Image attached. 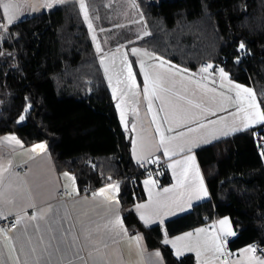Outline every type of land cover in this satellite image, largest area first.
<instances>
[{
    "label": "trees",
    "instance_id": "obj_1",
    "mask_svg": "<svg viewBox=\"0 0 264 264\" xmlns=\"http://www.w3.org/2000/svg\"><path fill=\"white\" fill-rule=\"evenodd\" d=\"M84 2L91 29L79 0L7 24L0 36V135L15 134L27 146L44 141L58 173H70L79 190L117 182L123 221L145 248L159 251L165 264H193L191 254L173 255L160 225L145 227L131 209L145 199V175L131 158L111 89L128 82L125 59L135 72L130 46L189 71L225 55L224 71L250 86L264 111V0H133L138 13L130 23L99 0ZM109 49L119 51L99 57ZM196 157L210 197L167 220V235L227 217L235 233L229 249L264 246V125L203 147ZM169 181L164 172L158 183Z\"/></svg>",
    "mask_w": 264,
    "mask_h": 264
},
{
    "label": "crops",
    "instance_id": "obj_2",
    "mask_svg": "<svg viewBox=\"0 0 264 264\" xmlns=\"http://www.w3.org/2000/svg\"><path fill=\"white\" fill-rule=\"evenodd\" d=\"M14 3L18 5L15 0ZM28 3L27 16L44 11L37 0H28ZM1 12L3 22L7 24L3 8ZM22 15L18 7L14 22L22 19ZM142 53V57H132L136 68L135 72L132 69L135 86L129 87V82H126L113 87L111 93L119 124L130 142L132 160L136 164L157 161L165 163L169 183L159 185L155 178L145 176L141 180L145 199L131 206L139 220L136 208L138 204H147L150 209L155 210L154 214L158 213V218L150 221L147 226L141 220L140 222L145 227L160 225L163 242L167 220L189 212L195 204L210 197L196 151L264 124L232 131L233 128H242L244 115L242 112L238 113L235 85L239 84L241 88H247L253 93L254 91L250 86L233 81L227 72L226 80H222L221 76L216 80L212 75H204L199 68L195 71H181L182 68L161 57L158 60V56L154 54ZM161 61L165 63L159 66ZM141 62L151 78H159L163 89H158L153 95L149 87L147 99L144 94L145 79ZM221 83L224 87H220ZM241 95L247 96V93L242 92ZM225 97L231 99L226 100ZM255 98L258 103L256 95ZM201 124L205 127H200ZM169 128L172 130L169 131ZM161 133L165 137L163 146L159 142ZM10 135H14L20 144L6 142L4 138ZM40 144L45 146L43 150L36 148ZM189 146L191 152L188 151ZM165 148L170 155H165ZM189 155L195 157L194 167L189 168L188 179L183 186H178V178L185 165L178 164L175 169L168 165L183 161ZM192 164L193 162H188L189 166ZM0 168L6 169L0 173V212L3 213L0 219L6 216H14L16 220L21 218V222L8 237L0 235V264H165L161 254L156 255L157 250L145 248L143 238L137 244L136 236H142L132 233L126 227L117 197L110 193L101 195L97 190H79L70 173H58L44 141L27 146L15 134L0 135ZM195 168L199 169V177L196 176ZM64 173H68V176ZM149 179L155 181L154 187L145 185L144 181ZM201 179L207 195L198 193ZM165 188L171 191L166 193L163 191ZM60 189H67L71 196L68 199L60 197ZM181 207L183 210H180ZM33 214L37 215L36 220L31 219ZM116 216L122 219L127 234L110 223ZM224 219L229 221L227 227L234 232L230 219L223 217L214 221L217 234L206 226H200L174 236L167 235L166 238L176 240L186 233H192L184 241H177L178 246L188 242L195 243L197 240L201 244H211L214 236L222 235L219 222ZM197 229L206 231L197 234ZM229 237L233 236H228L227 241ZM166 245L171 248L176 258L191 254L194 258L193 264H202L205 260L210 264H220V260L226 261V264H234L237 260L240 264H251L248 258L253 255L242 252L248 244L235 250L226 245L225 254L228 256L222 255L216 260L211 259V252H204L201 259L197 258L195 251L185 250L177 256L176 249L171 244Z\"/></svg>",
    "mask_w": 264,
    "mask_h": 264
},
{
    "label": "snow or ice",
    "instance_id": "obj_3",
    "mask_svg": "<svg viewBox=\"0 0 264 264\" xmlns=\"http://www.w3.org/2000/svg\"><path fill=\"white\" fill-rule=\"evenodd\" d=\"M64 0H45V4L44 7H52L54 3H63ZM79 5H80V10L81 12L84 14V19L86 22H88V8L84 2V0H79ZM0 8H3V12L4 15L7 19V24L10 25L14 22V20L16 19V11L18 9V5L16 3H14V0H0ZM0 27L5 28L6 30V25L0 24ZM88 27L89 29L92 28V24L91 22H88ZM93 39H95V37H93ZM244 44L241 43L240 44V49L243 50L244 49ZM99 45H97V51H99ZM133 54H137L139 53V49H132ZM145 55H151L150 53H144ZM156 59H160L159 57H156ZM101 63L103 64V60H101ZM124 65H125V70L127 72V76L125 77V79L129 82V87L135 86V77L132 73V68L131 65L127 63L126 59L123 61ZM165 62L161 61V64L159 66H162ZM211 65H208L207 67H204L201 69L202 72H207L208 68H210ZM141 70L144 72V79H145V87H144V94H145V98L147 99L149 96V87H151V91L152 94L155 95L157 90H163L160 86V80L159 78L157 79H153L150 77L148 71L146 69H144L143 66V62H141ZM105 71L107 72V68L105 69ZM181 71H186V70H181ZM220 76L222 78V80H226L227 79V74L225 73L224 69H220ZM200 87H204V85H199ZM220 87H224V84L221 83ZM236 88V100L235 103H237L239 105L238 108V113H243V124H242V128H233L232 131H240V130H245L250 128L251 126L255 125V124H264V111L261 110L260 104L257 103L256 98H255V94L247 89V88H241V86L239 84L235 85ZM210 91H215V89H209ZM247 93V96H242L241 93ZM114 95H115V90H114ZM226 100H230L231 98L229 97H225ZM197 107H199L197 105ZM152 108H151V103H149V111L151 112ZM24 119V116H20V120L22 121ZM153 122H155V117H153ZM215 123V122H213ZM200 127H205V125L201 124ZM169 131H171L172 129L169 128ZM196 129H189V131H195ZM157 131L159 132V128L157 129ZM227 134V133H225ZM183 135V133L181 134ZM4 140L6 142L12 143L15 142L16 144H20V141L14 136V135H10L4 138ZM160 144L163 146L165 144V137L163 136V134L161 133L160 135ZM44 145L40 144L37 145L36 148H39L41 150L44 149ZM33 151H35V148L33 149ZM188 151L191 152V146H189ZM165 155H170L169 151L167 148H165ZM194 160L195 157L192 155H189L187 157H185V159L183 161H176L174 164H169L168 166L170 168L175 169L176 165L178 164H182L185 165V167L183 168V170L180 173V177L178 178V186H183L184 182L188 179V172H189V168L190 167H194ZM193 162V164L191 166L188 165V162ZM139 162V160H138ZM3 171H6V169L0 168V173H2ZM195 173L196 176L199 177V169L195 168ZM65 176H68V173H64ZM174 175H176L175 171H174ZM74 179V178H73ZM0 180H2V175H0ZM145 185H152L153 187L155 186V181L149 179V180H145L144 181ZM109 188H113V190H115L116 186L113 185H109ZM105 191V189H101L99 194H103ZM150 193H151V189H149ZM164 192H169L171 191V189L165 188L163 190ZM198 193L199 194H203V195H207L206 190L203 188V180H200V187L198 189ZM0 195H2V193H0ZM150 199H151V195H150ZM118 203V201H117ZM137 211L139 212V218L140 220L147 226L150 221H153L155 219L158 218V213H155V210L150 209L149 205L147 204H138L136 205ZM180 210H183V208L181 207ZM167 214V213H166ZM3 216V213L0 212V217ZM31 219L36 220L37 219V215L33 214V216L31 217ZM21 222V218H18L15 223L19 224ZM162 222V221H161ZM112 224L113 227H119L121 231H123L125 234H127V230L124 227V223L122 221V219L119 216H116L115 219L113 221L110 222ZM220 226H221V233L222 235H217L214 236L212 238V242L211 244H208L207 242H205L204 244H201V242L199 240H197L195 243L192 242H188L185 243L182 246H178L177 241H184L186 238L191 237L192 233H186L184 236L181 237H177L176 240H168L166 238L167 234L165 233V239L163 240V243L165 244H171L172 247L174 249H176V254L177 256L181 255L183 253V251L187 250V251H195L197 258L199 259L201 257V255L204 252H211L213 255L211 257L212 260H216L219 259L220 256L224 255L226 252V245H227V237L228 236H234L235 233L233 231H231L230 227H227L229 225V221L227 219L221 220L220 222ZM38 230V229H37ZM197 234L201 233V232H205L206 229H197ZM142 239V237L140 236H136V241L137 244H139L140 240ZM33 251H35V249H33ZM255 251L256 248L255 246H249L245 249L242 250V252L244 253H252L253 255L250 256L248 259L251 262V264H264V258L261 257H257L255 256ZM156 255L159 256L160 253L157 251ZM202 264H210V262L208 260L202 261ZM220 264H226V261L224 260H220ZM234 264H240L239 260L235 261Z\"/></svg>",
    "mask_w": 264,
    "mask_h": 264
},
{
    "label": "built area",
    "instance_id": "obj_4",
    "mask_svg": "<svg viewBox=\"0 0 264 264\" xmlns=\"http://www.w3.org/2000/svg\"><path fill=\"white\" fill-rule=\"evenodd\" d=\"M243 43L242 41H238L237 44V51L240 57H245L246 50L245 47L243 50L240 49V44ZM244 44V43H243ZM245 46V45H244ZM227 63V57L225 55H220L219 60L216 63L211 62H202L199 66V69L201 70L204 67H207L208 65H211L210 68H208L207 72H202L204 75H212L216 80L220 77V69H224L225 65ZM138 168L144 173L145 176H150L155 178L157 181L161 180L163 177V173L165 172V163L163 161H157L154 163H145L140 162L136 164ZM109 185L116 186L115 190L113 188H109ZM101 189H105L104 193H110L113 197H116L118 192V184L116 182L109 183L107 185H103L101 187L96 188L95 190L100 191ZM84 192H89L90 190L87 188L82 189ZM58 194L60 197L64 199H68L71 194L67 189H60L58 191ZM208 220V218H205ZM16 218L14 216H6L0 219V235L2 237H8L11 232L17 227V223H15ZM232 237L228 238V241L231 240ZM255 246L256 251L254 255H259L264 257V246L257 245L254 243L248 244L247 246ZM228 255L225 254L223 257H227Z\"/></svg>",
    "mask_w": 264,
    "mask_h": 264
},
{
    "label": "rangeland",
    "instance_id": "obj_5",
    "mask_svg": "<svg viewBox=\"0 0 264 264\" xmlns=\"http://www.w3.org/2000/svg\"><path fill=\"white\" fill-rule=\"evenodd\" d=\"M18 3V7L20 9V12L23 14V17H26L29 13L28 9H29V3L28 0H15ZM36 1V0H35ZM101 2V4H103L106 8H110V10H114L115 14L114 17L118 18V20H120V22L122 23H130L131 19L133 18L135 13H138V9L135 5V3L133 2V0H99ZM37 2L40 4V8L43 10H45L46 7H44V2L43 0H37ZM39 12V11H38ZM140 16H137V19L135 22L141 21V18H139ZM139 18V19H138ZM0 24L6 25L4 22ZM5 34V28L0 27V36ZM147 31L144 29V27L142 28V34L141 36H147ZM97 45H99V49H100V43H97ZM139 49V53L137 54H133L132 49ZM122 53H125V55L127 56V53L133 57L134 59H136L137 57H142L140 54L144 53H151L148 50H144L142 48L136 47V46H130L128 48V52H125L124 47L120 48ZM116 49H109L104 53H99V57L100 58H106L109 57L110 55H114L117 53ZM152 54V53H151ZM105 66V65H104ZM117 183V182H116ZM118 184V183H117ZM107 185V184H106ZM214 221H210L208 222L205 226L206 228H210L212 230H214V234L216 233V229H214ZM171 240V239H168ZM173 240V239H172ZM201 259V257H200Z\"/></svg>",
    "mask_w": 264,
    "mask_h": 264
}]
</instances>
